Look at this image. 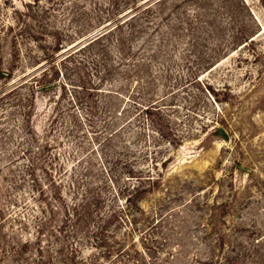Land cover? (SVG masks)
I'll return each mask as SVG.
<instances>
[{
  "label": "rangeland",
  "instance_id": "obj_1",
  "mask_svg": "<svg viewBox=\"0 0 264 264\" xmlns=\"http://www.w3.org/2000/svg\"><path fill=\"white\" fill-rule=\"evenodd\" d=\"M0 70V264H264V0H0Z\"/></svg>",
  "mask_w": 264,
  "mask_h": 264
},
{
  "label": "trees",
  "instance_id": "obj_2",
  "mask_svg": "<svg viewBox=\"0 0 264 264\" xmlns=\"http://www.w3.org/2000/svg\"><path fill=\"white\" fill-rule=\"evenodd\" d=\"M103 35H105V34H103ZM102 36H100V37L96 38L95 40L85 44L84 46L79 47V49L77 51H75V52L71 51V52L67 53L66 55H64L62 57V61H66V60L72 58V56L75 55V53L78 52V51L85 50L86 48H89L95 42H97ZM54 65H58L57 62H54V64H52L51 66H54ZM7 76H10V74L8 72H6L4 70H0V77H7ZM34 77H36V75ZM38 82L39 83L36 86L37 90H39L40 92H45L46 93V92L53 91L54 88H57L59 83L61 82V80H52V79H50L48 81H43V82L38 81ZM21 86H22V84L21 85H16L15 87H13L12 91L16 90L17 88H19ZM128 199H130V198H128ZM75 208H76V211H77L79 207L75 206ZM77 214H78V216H80L81 212H80V214H79V212ZM107 218L110 219V216L107 217ZM107 218H104L103 220L106 221ZM78 219H80V217ZM162 221L163 222L167 221L165 212L161 215V217L158 218L157 223L158 222L162 223ZM80 222H82V219L80 220ZM154 225H156V224H154ZM98 228H101L100 230H98V231H100V234L98 236L99 240H97L95 242L98 245H106L107 246L108 239H107L106 235L104 234V228H106V227L104 225H100L99 227H96V229H93V230L97 231ZM155 237L157 238V235H155ZM27 241H25V242H27ZM109 245H110V243L108 244L107 248L104 250V252H106L104 254L105 256L109 255L108 253L111 252V250L108 249ZM77 252L78 251H76V249L70 251L71 254L68 257V261L66 262L67 264H87L88 263V262L86 263V261H88V258L86 256L82 255L84 252L81 251L82 252L81 256L77 255ZM90 258H92V257L90 256Z\"/></svg>",
  "mask_w": 264,
  "mask_h": 264
}]
</instances>
